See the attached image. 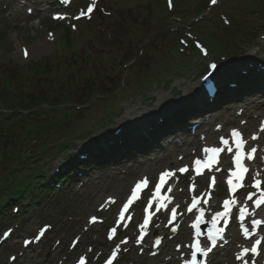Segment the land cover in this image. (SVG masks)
<instances>
[{
	"label": "snow or ice",
	"instance_id": "6c2138e0",
	"mask_svg": "<svg viewBox=\"0 0 264 264\" xmlns=\"http://www.w3.org/2000/svg\"><path fill=\"white\" fill-rule=\"evenodd\" d=\"M211 3L213 5H215L217 3V0H211ZM95 6V4L91 5L88 7L87 12L88 13H92L93 11V7ZM172 6V0H169V7ZM86 13H81V16L85 15ZM58 18H63V17H58ZM77 19H79V17H77ZM24 55L25 57L28 56V52L27 50L24 51ZM213 67H216L215 65H213ZM261 130L264 131V125H262ZM231 136L233 138V141L238 149V151L236 152L235 156H234V163L236 166V170L235 171H231L230 175H229V179L227 181L228 185H229V190L231 192H236V190L238 188L243 187L242 181L244 179L245 174L248 172V168L244 166L243 164V159L245 158V156L247 157L248 160H252L254 159V154L256 153L257 149L255 147H253L251 149L250 152L245 153L243 151V145L246 143V141L243 140L241 133L236 130L233 129ZM253 139H257V137L254 135ZM221 143L223 145H228L229 141L223 137H221ZM223 149L220 148H205L204 151L205 153H211V156L208 158L207 161L202 162L201 160L197 159L194 164H195V171L197 172V174H201L202 170L204 167H211V164L216 162L217 160V155L220 151H222ZM228 151H231V148L228 149ZM187 166L185 168H181L178 171L180 173H184L186 172ZM175 175L174 171H165L163 173L160 174L159 177V183L156 186L155 189V195L154 197L150 198L148 201V208L152 207V203H153V199L158 197L159 191L161 186L163 185V183L166 182L167 178H171L172 176ZM258 175V174H257ZM147 179L140 181L136 184L135 188L132 190V195L129 197L128 201L123 205V208L120 212V219H124V213L128 210L129 206L132 205L136 200L139 199V194L140 192L143 190V188L147 187ZM212 183H215V177L212 178ZM261 186V181L259 179H255L254 183H253V187L256 189H260ZM194 187V185H193ZM253 198V194L249 193L246 197L247 200L251 201ZM114 202V201H113ZM235 201H229V200H225L224 201V209L225 211L217 213L216 217H214L213 223L215 224L216 222V218H223L225 226H227L228 224V216H229V211H230V204L234 203ZM261 205H264V192L261 193L260 199H258L257 201H255V206L257 208H259ZM196 206V202L194 200L192 207ZM158 207H166V205H159ZM148 208L145 209V212L148 211ZM191 210V209H190ZM246 209L241 208L240 210V216L241 219H243L244 214H245ZM171 214H172V219L174 220L176 217V208H172L171 209ZM96 217H92L90 222H95L96 221ZM148 223V220H145V225ZM261 221L258 220H254L253 224L259 225L261 224ZM195 226V225H194ZM176 229H173V231H175ZM46 231V229H42L40 231V236H42L44 234V232ZM117 228L113 227L110 230V234H109V239H112V236L116 233ZM225 228H216L214 233H210L208 239L211 241V247H208L207 249H202L199 247V244L193 245V247L196 248V251L200 252L203 256L207 257L209 253L212 252L213 248L216 246V242L217 239H223V234H224ZM244 234L245 236H247L248 234V230L245 229L244 230ZM37 239H39V236L37 237ZM139 240H143V235H141L139 237ZM30 241H25V244H29ZM121 243H127V239L122 240ZM160 240L157 239L156 244L159 245ZM262 244L261 240L257 239L255 240V243L251 246V248H243L242 251L237 255V259H243V257L247 256L249 253H251V256L253 257L251 264H255V259L254 257L259 255L258 252V246H260ZM119 251V245L116 246V249L112 251L111 253V257L106 261V264H112V261L115 259V257L117 256V252ZM12 260H15V257L11 258ZM78 264H85V260L83 257H81L80 261L78 262ZM188 264H197V259H196V252H193L192 254V259L190 262H188ZM245 264H249L248 261H245Z\"/></svg>",
	"mask_w": 264,
	"mask_h": 264
},
{
	"label": "rangeland",
	"instance_id": "374dc122",
	"mask_svg": "<svg viewBox=\"0 0 264 264\" xmlns=\"http://www.w3.org/2000/svg\"><path fill=\"white\" fill-rule=\"evenodd\" d=\"M2 21V26H0V30L5 31V35L3 38H0V44L2 47H7V51L15 48L17 51L19 50L15 46V35L18 36L19 40H22L23 38H27L30 36H36V35H41L45 38V31L41 30L36 23L38 21L36 20H29V21H24L22 18L18 19V24L16 26L12 25H6L5 20ZM43 23V21H41ZM90 193V195H87ZM92 193L90 191H86L83 194H78L76 197L77 202L81 205H85L87 203H93L92 199ZM92 199V200H91ZM142 264H144L142 262Z\"/></svg>",
	"mask_w": 264,
	"mask_h": 264
},
{
	"label": "bare ground",
	"instance_id": "6f19581e",
	"mask_svg": "<svg viewBox=\"0 0 264 264\" xmlns=\"http://www.w3.org/2000/svg\"><path fill=\"white\" fill-rule=\"evenodd\" d=\"M246 70H248V67H246ZM153 112H155V111H153ZM146 119L149 120V121L152 120V118H151L150 116H147ZM123 126H124V127H127L128 125L125 124V125H123ZM144 134L146 135L145 132H144ZM146 136H147V135H146ZM152 139H154V138H151V140H152Z\"/></svg>",
	"mask_w": 264,
	"mask_h": 264
}]
</instances>
